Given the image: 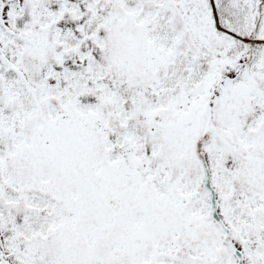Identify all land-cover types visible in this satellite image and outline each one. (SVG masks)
<instances>
[{
    "label": "snow or ice",
    "instance_id": "snow-or-ice-1",
    "mask_svg": "<svg viewBox=\"0 0 264 264\" xmlns=\"http://www.w3.org/2000/svg\"><path fill=\"white\" fill-rule=\"evenodd\" d=\"M0 264H264V0H0Z\"/></svg>",
    "mask_w": 264,
    "mask_h": 264
}]
</instances>
